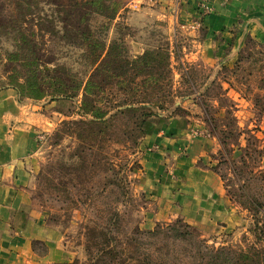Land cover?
Instances as JSON below:
<instances>
[{"label":"rangeland","instance_id":"1","mask_svg":"<svg viewBox=\"0 0 264 264\" xmlns=\"http://www.w3.org/2000/svg\"><path fill=\"white\" fill-rule=\"evenodd\" d=\"M191 1L108 0L107 4L111 6L108 18L112 16V19L107 22L99 15L93 17L95 36L104 40L108 47L116 43L129 60L136 59L145 51L169 48L172 53V88L168 92L165 91L164 95L172 94L173 103L166 104L164 109H157L154 104H146L143 107L152 116L146 119L143 125L142 137L134 127L133 116L115 121L108 130V112L103 119L106 121L103 125L90 126L85 131L84 128L74 126L66 129L62 127L63 122L82 119L79 112L80 97L71 101L55 97V100L49 97L32 100L20 98L15 92L18 101L26 102L27 108L33 109L31 113L38 114L41 119L40 125L35 126L34 131V170L29 183L31 208L38 213L43 225L52 231L51 234L59 245L58 256H61L60 260L46 264L87 263L89 260L86 245L93 237L97 238L98 242L102 241L100 236L92 233L93 231H96V234L104 233L106 238L110 231L123 240L126 237L140 238L141 235H134L137 229L142 232L153 231L157 226L166 228L179 220L188 225L180 216L174 220L154 219L161 207L157 201L161 197L158 195V189L159 193L162 189L175 191L178 174L174 171L176 160L164 152L165 148L159 144H146L144 139L160 133L156 128L158 123L168 119L184 122L186 128L183 135L188 144L192 141L210 140L207 144L212 150L205 158L206 165L212 170L215 168L214 171L219 177L222 175L225 178L224 182L220 177L224 196L238 215V222L231 229L214 227L207 230L194 227L200 234V239L205 241L204 246L210 249L238 251L259 245L251 215L234 202L225 184L230 181L232 186L235 185L231 160H237L245 148L253 158L247 159L250 169L245 171H264V116L254 107L252 101L254 95L260 92L256 88L254 78L247 75L249 69L254 67L250 65L252 60L264 61V48H259L254 43L246 46L248 39L256 43L259 41L249 38L245 33L246 28L238 25L239 21L226 26L224 35H221L223 29L217 35L206 38L208 27H204V18L214 13L211 0ZM222 1L226 7L235 0ZM192 4L195 8L193 19L186 16L188 7ZM44 12L50 13L49 7L45 6ZM237 31L239 34H236ZM49 40L48 49L58 50L52 39L51 42ZM216 40L227 44L226 47H219L222 51L217 59L221 62L215 68L205 66L201 57L204 55L210 58L214 50L208 49V55L201 45L204 41L214 43ZM1 46L7 47L8 43L3 42L0 48ZM242 49L243 57L251 54V58H247L251 60L238 64V54ZM58 52V57H62L61 62L72 63L70 53L65 56L63 51ZM186 62L190 63L191 67L184 73L186 67L182 65ZM260 64L262 63H257L256 70ZM261 72L260 70L259 73ZM2 73L0 67V81L3 82ZM212 82L215 83L213 86ZM126 93L135 95L122 89V85L108 89L107 94L118 102L125 98ZM216 96L221 97L222 101H216ZM49 101L54 103H48ZM202 101H205L209 108L208 117L203 112L205 106ZM100 106L104 107V103ZM177 108L180 111L175 112ZM117 110H112L110 114ZM227 110L231 114L229 117L225 113ZM231 116H235L236 121ZM206 117L216 120L212 124L216 125L219 138L226 142L223 148L213 136V126L205 121ZM83 119L92 120L90 116ZM148 122H156L151 133L146 129ZM223 125L226 127L223 128ZM186 147L184 144L180 148L181 154L185 152ZM231 147L235 151L228 153L227 150ZM253 150L260 152L259 159ZM237 166L240 168L239 163ZM242 176V180L248 178L247 174ZM166 244L169 249H174L173 261L176 264L212 262L209 256L207 257L208 254L202 261L196 253H192L190 248L196 247L197 242L175 241L173 247V240L170 239ZM149 247L152 250V246ZM45 250L43 243L32 244V251L36 255L44 254ZM226 257L231 256L224 253L221 255V261L233 264L235 256L232 259ZM31 259L16 264H45L37 261L35 257Z\"/></svg>","mask_w":264,"mask_h":264},{"label":"trees","instance_id":"2","mask_svg":"<svg viewBox=\"0 0 264 264\" xmlns=\"http://www.w3.org/2000/svg\"><path fill=\"white\" fill-rule=\"evenodd\" d=\"M107 2L108 0H0V45L3 42L8 43L7 47L0 48V67L3 70L1 76L4 79L3 82L0 81V90L11 88L20 98L32 100L49 97L51 100L58 98L71 101L80 97L79 112L82 119L63 122L62 127L71 129L74 126L84 128L85 131L87 127L105 124L103 119L108 112V130L115 121L133 116L134 127L142 137L143 125L152 116L143 107L154 104L157 109H164L174 99L170 93L164 95L165 91L172 88V53L169 48L145 51L136 59L129 60L116 43L108 47L104 40L95 36L92 24L96 15L107 22L112 19V16L108 18L111 6ZM45 6L49 7L50 13L44 12ZM51 39L58 50L48 49L47 40L51 42ZM250 43L264 48V44L256 43L252 39L246 41V46ZM58 51H63L65 56L70 53L72 63L61 62L62 57H58ZM243 51L242 49L238 54V64L251 60L247 59L251 58V54L245 58ZM252 61L250 65L254 67L249 69L247 75L254 78L260 92L254 95L252 101L254 107L264 116V61ZM257 63H262L258 70ZM183 67H186L184 73L189 70V67ZM214 84L212 82V86ZM118 85L135 95L126 93L125 98L117 102L107 93L108 89ZM215 100L219 102L222 98L216 96ZM102 102L104 107L100 106ZM202 105L205 106L203 112L208 117L209 108L205 101H202ZM115 109L117 111L110 114ZM176 111L180 109L177 108ZM225 113L228 117L231 115L229 110ZM86 116H90L92 120L83 119ZM207 117L205 121L213 126L212 123L216 120ZM231 117L236 121L235 116ZM211 132L223 148L226 142L217 135L216 125ZM234 151L232 147L227 150L228 153ZM253 153L257 154V159L261 157L258 150H253ZM248 158L253 159L245 148L237 160H231V172L236 183L232 186L229 181L225 188H229L228 194L234 202L251 215L259 245L238 251L210 249L204 246L205 241L200 239L201 236L195 228L179 220L166 228L157 226L153 231L142 232L137 229L134 235H141L140 238L126 237L121 240L110 231L106 238L104 233L96 234L93 231L102 241L98 242L93 237L86 245L89 261L85 264H176L173 261L174 249H169L166 244L170 239L173 240V247L175 241L197 242L196 247L190 248L192 253H196L202 261L208 254L211 264H226L220 259L224 253L231 256L226 257L227 259L235 256L233 264H264V171H245L249 168ZM257 167L258 165L254 169ZM245 174L248 178L242 180V175ZM220 177L225 182V178L222 175ZM162 241L164 242L160 244ZM149 246H152V250Z\"/></svg>","mask_w":264,"mask_h":264},{"label":"crops","instance_id":"3","mask_svg":"<svg viewBox=\"0 0 264 264\" xmlns=\"http://www.w3.org/2000/svg\"><path fill=\"white\" fill-rule=\"evenodd\" d=\"M210 4L214 13L204 18V27H208L206 38L217 35L223 29L221 35H224L226 26L239 21L238 25L246 28L249 38L264 44V0H235L226 7L222 0H211ZM193 6L190 5L186 13L191 19L195 17ZM221 45L227 46L217 40L214 43L203 42L201 47L207 53L208 49L214 50L210 58L201 57L205 66L215 68L220 64L217 56L222 51L219 48ZM190 63L184 65L191 67ZM15 92L9 88L0 91V264L27 262L34 257L46 264L60 260L61 256H58L59 245L52 231L43 225L38 213L31 208L29 183L34 170V131L41 119L38 114L31 113L33 109L27 108L26 102L18 101ZM155 123L148 122V133H151ZM156 128L160 133L147 136L144 142L159 144L176 160L174 171L178 174V181L175 191L162 189L159 193L157 188L161 196L157 201L161 207L154 219L174 220L180 216L193 228H233L238 222V215L224 196L219 175L205 162L212 150L207 144L210 140L188 144L183 135L186 126L182 120H161ZM184 144L187 147L181 154L180 148ZM34 242L45 245L44 254L36 255L32 251Z\"/></svg>","mask_w":264,"mask_h":264}]
</instances>
